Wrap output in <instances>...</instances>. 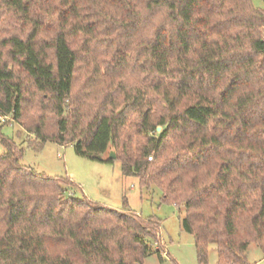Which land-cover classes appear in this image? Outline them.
<instances>
[{
  "label": "trees",
  "instance_id": "obj_1",
  "mask_svg": "<svg viewBox=\"0 0 264 264\" xmlns=\"http://www.w3.org/2000/svg\"><path fill=\"white\" fill-rule=\"evenodd\" d=\"M263 31L250 0H0V125L118 161L183 206L198 264L211 244L216 264H249L250 244L264 254ZM1 143L0 264L152 252L157 219L74 197Z\"/></svg>",
  "mask_w": 264,
  "mask_h": 264
},
{
  "label": "rangeland",
  "instance_id": "obj_2",
  "mask_svg": "<svg viewBox=\"0 0 264 264\" xmlns=\"http://www.w3.org/2000/svg\"><path fill=\"white\" fill-rule=\"evenodd\" d=\"M250 1L254 8L264 9V0ZM3 138L12 139L19 148H23L22 165L50 177L66 178L71 183L67 186L68 194L77 198L86 197L94 203L123 212L129 211L141 219H157V241L142 264H198L193 238L180 226L184 217L183 206L163 202L158 187H152L150 191V188L142 187L137 178L123 176L118 161L109 164L86 159L75 153L72 143L60 146L47 141L39 146L34 136L15 122L0 125V153L4 151ZM110 151L114 150L108 149L103 158H107ZM156 248L160 257L153 252ZM247 260L249 264H264V254L255 244H250ZM216 262V245L211 244L208 264Z\"/></svg>",
  "mask_w": 264,
  "mask_h": 264
},
{
  "label": "water",
  "instance_id": "obj_3",
  "mask_svg": "<svg viewBox=\"0 0 264 264\" xmlns=\"http://www.w3.org/2000/svg\"><path fill=\"white\" fill-rule=\"evenodd\" d=\"M161 127H157V131H160ZM108 157L110 159H115L116 155L114 153V151H110L109 154H108Z\"/></svg>",
  "mask_w": 264,
  "mask_h": 264
},
{
  "label": "built area",
  "instance_id": "obj_4",
  "mask_svg": "<svg viewBox=\"0 0 264 264\" xmlns=\"http://www.w3.org/2000/svg\"><path fill=\"white\" fill-rule=\"evenodd\" d=\"M263 40H264V31H263ZM6 118L2 117L0 118V121H4ZM134 264H138V263H134Z\"/></svg>",
  "mask_w": 264,
  "mask_h": 264
}]
</instances>
